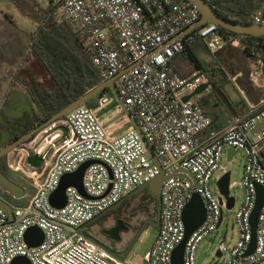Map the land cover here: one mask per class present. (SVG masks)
I'll return each instance as SVG.
<instances>
[{"label":"built area","instance_id":"1","mask_svg":"<svg viewBox=\"0 0 264 264\" xmlns=\"http://www.w3.org/2000/svg\"><path fill=\"white\" fill-rule=\"evenodd\" d=\"M46 2L54 22H67L79 31L102 81L116 77L113 83L129 116L121 115V106L107 91L96 98L93 107H77L4 156V167L27 181L33 193L25 205L12 207L9 213L0 209V264H11L16 256H25L30 264H137L89 238L82 225L147 184L160 169L177 167L189 171L193 179L167 176L163 180L156 233L141 264H171L172 252L185 236L183 210L194 193L203 203L204 218L185 242L182 263L198 264L202 240L218 229L227 209V199L217 185L226 172L221 154L227 148L240 151L243 157L238 183L243 198L232 216L238 239L230 247L220 241L217 251L224 256V264H264V203L257 218L254 250L245 255L251 239L256 185L264 188V127L251 132L264 119V100L247 104L245 114L232 118L222 132L208 131L203 137L201 133L211 120L201 109L198 94L186 101L183 97L202 84L207 86L199 94H207L208 80L199 69L183 77L171 67L173 57L194 38L202 40L211 53L225 46L238 47L241 39L222 34L208 23L185 34L200 18L189 0ZM250 18L264 25L261 12ZM260 38L250 54L247 76L253 86L263 88L264 37ZM131 120L138 131L132 125L118 133L112 130L120 121L126 125ZM141 137L159 167L147 154ZM29 154L41 160L38 166L26 162ZM85 162L92 163L83 173L84 194L68 186L64 205L53 207L49 196L60 178ZM220 170L222 175L214 177ZM213 178L216 192L210 189ZM4 192L0 186L1 200ZM234 204L233 197L232 207ZM32 226L43 234L34 247L24 241Z\"/></svg>","mask_w":264,"mask_h":264},{"label":"trees","instance_id":"2","mask_svg":"<svg viewBox=\"0 0 264 264\" xmlns=\"http://www.w3.org/2000/svg\"><path fill=\"white\" fill-rule=\"evenodd\" d=\"M6 1L15 6L22 16L38 26L37 30L30 34L27 52L32 56L31 67L36 74L41 75L42 82L33 79L31 74L28 75L30 78L28 84L17 74L14 76L15 82L17 81L23 87L27 99L31 102L32 116L19 119L9 125L12 128V133L3 142V146L37 127L102 81L96 69L91 65L90 54L83 46L79 31L71 30L72 28H69L70 24L67 22L59 24L54 22L48 4L43 8L39 7L41 10L39 12H30L29 9L35 10V8L27 0ZM207 1L221 16L235 21L252 22L250 16L258 11L264 17V10L260 9V3L257 1ZM220 32L231 34L221 29ZM238 37L241 39V44L238 47L249 56L255 48L256 42L261 39L252 36ZM192 42L186 43L184 49L173 57L171 67L183 77L188 76L196 69L203 71L209 85V92L201 94L202 97L199 98L200 106L204 111V103L208 99L219 97V94L224 95L222 88L227 83V77L220 55H218L221 49L210 60H200L194 52ZM107 91L108 89L90 99L86 106L93 107L96 98ZM3 159L4 157L0 158V169L5 175H8L9 171L4 167ZM151 204V214L156 215L157 199L154 196L145 202L147 211Z\"/></svg>","mask_w":264,"mask_h":264},{"label":"water","instance_id":"3","mask_svg":"<svg viewBox=\"0 0 264 264\" xmlns=\"http://www.w3.org/2000/svg\"><path fill=\"white\" fill-rule=\"evenodd\" d=\"M189 1L199 10L200 18L194 25H192L191 27L187 28L184 31L185 34L192 32L196 27H198L204 23H208V24H213V25L217 26L219 29L226 31L228 33L234 34L236 36L264 37V25H262V24H256L254 22L235 21V20H232L229 18H225V17L221 16L209 4V2L207 0H189ZM121 73H119V75ZM115 78H110V79L101 81L99 84H97L96 86H94L90 90L86 91L85 93L80 95L78 98H76L75 100H73L72 102L67 104L65 107L60 109L54 115H52L51 117H49L48 119H46L45 121L40 123L37 127H35L33 129L29 130L28 132L20 135L15 140H13L11 143L1 147L0 148V158L4 157L9 151H11L16 146L20 145L21 143L28 141L35 133L42 130L44 127L48 126L52 122L56 121L59 118H62L63 116H66L67 114L72 112L77 107L86 105V103L90 99L94 98L96 95L100 94L102 91H105L106 89H109L111 91V93L116 98L119 105L121 106L122 111H123V113L121 115L126 114L127 116H129V112H128L126 106L123 104V101L121 100L120 96L118 95L116 87L113 83ZM206 86H207V84L200 85L192 94L184 96L183 101H186L192 95L199 94ZM129 125H132L138 131V127H137L136 123L133 120H131L128 124L124 125V127L120 128L115 133L122 131L123 129H125ZM263 127H264V119L259 121L253 127L251 132L252 133L258 132ZM141 139L144 142V145L147 149V154L153 159L154 163L159 167L158 160L156 159L155 155L151 151L150 147L148 146V144L144 141V139L142 137H141ZM234 153H235V151L233 148H227L226 149V155H227L228 159H229V156L231 154H234ZM40 161L41 160L39 158H36L32 154H29L26 162L30 165L38 166ZM90 163H92V162H85L82 165H80L79 168L76 171H74L73 173L64 174L60 178V182H59L57 188L49 196V202L53 207L60 208L64 205V203H65L64 191H65V188L68 186H73L79 192L84 194V191L82 188V177H83V173H84L86 166ZM167 176H180V177H183L186 179H190V178L193 179L192 174L183 168L177 167V168H173L171 171H163L160 169L159 174L157 176H155L153 179H151L147 184H144V185L136 188L135 190L130 192L128 195L123 197L121 200H119L117 203H115L111 207L107 208L102 213L117 208L123 199L128 198V197L136 194L143 187L147 186L150 194L157 199L156 215H155V220L149 219L143 223V226L139 230L137 236L140 234L143 227L147 223L149 225L157 227L158 219H159V209H160L159 190H160V186H161L163 180ZM228 184H229V172H225L220 177V179L217 181V185H218L220 193L222 195H224L227 199V209H230L233 205V197L228 195V193H229ZM0 186L6 192L10 193L11 195H13L16 198L21 197L23 195V192H24L23 187L20 184L10 180L1 171V169H0ZM263 203H264V188L261 185H256V200H255L254 208H253L251 215H250L251 239H250L248 248L245 252V255L251 253L254 250V247H255V229H256V224H257V218H258V214H259L260 208H261ZM0 209L9 213L11 210V207L9 204H7L6 202H4L3 200L0 199ZM182 217H183V222H184L185 236H184V239L182 240V242L173 250L172 255H171V264H183L182 263V255H183V249H184L185 242L188 239V237L190 236V234L203 221L204 207H203V203H202L201 199L199 198V196L196 193H194L191 196L188 204L186 205V207L183 210ZM93 220H91L88 223H85L84 225H82V227L83 228L86 227ZM86 235L89 238L93 239L90 235H88V234H86ZM42 239H43L42 231H41V229H39L36 226H32V227L28 228L24 234V241L26 242V244L28 246H31V247L37 246L42 241ZM130 247L121 253H116V252H113L111 250L110 251L112 253L118 255V256H126ZM206 248H207V245H204L199 250L198 262H200L203 259L204 251ZM215 255L217 257L220 256L218 251H216ZM11 264H30V263L25 256H16L12 260Z\"/></svg>","mask_w":264,"mask_h":264},{"label":"rangeland","instance_id":"4","mask_svg":"<svg viewBox=\"0 0 264 264\" xmlns=\"http://www.w3.org/2000/svg\"><path fill=\"white\" fill-rule=\"evenodd\" d=\"M29 4H31L33 8L29 9L30 12L33 11H41L39 7L43 8L47 5L46 0H27ZM0 17L6 18L7 17V24L10 29L15 34L23 39V41L17 39L18 41L23 43V56L21 63L16 64L13 67H8L5 69V72L0 74V78L4 81H8L10 84L12 77L16 74L21 77L26 84L29 83L30 79L28 77L29 74L32 75L33 79H36L39 82H42V77L39 74H36L31 67L32 56L27 52L26 40H29L30 34L34 33L37 30L36 24L32 23V21L20 14L17 8L11 4H8L6 0H0ZM12 21V23L9 22ZM69 28L73 30L74 28L72 25H69ZM199 41L196 40L193 44H198ZM198 58L200 60H207L210 58L205 52L197 51ZM25 54V55H24ZM212 57V56H211ZM222 60V64L224 65L225 69L227 70L228 74H231L234 70L242 69L243 71L247 70V56L244 55L239 47L236 46H229L226 47L222 53L220 58ZM231 60L233 62L230 63ZM21 69V70H20ZM27 69V72L25 70ZM17 82V81H16ZM225 93L228 96H234V91L229 87H225ZM109 94L112 95L111 91L108 89ZM7 140L3 134L0 135V147L4 144L3 142ZM221 165L224 167V171L229 172V194L234 197L235 204L231 209L223 210V221L222 224L218 227V229L209 236H206L198 249L199 250L204 246L208 245V247L204 251V257L198 264H224V256L217 257V245L220 241L224 242L227 247H230L235 244L238 239V232L236 228L232 225V216L234 211L240 206L242 202V189L239 186V181L242 175V167H243V157L240 151H235L234 155L228 160L226 155V150H224L221 154ZM223 170L218 171L214 177H219L222 175ZM15 178V176L13 175ZM23 183V182H22ZM26 186V182L24 183ZM28 186V185H27ZM27 188V187H26ZM210 189L213 192H216V179L213 178L210 182ZM152 195L150 194L149 190H142L137 192L136 194L132 195V198L128 201H125L123 204L118 206L117 208L110 210L108 212L109 216H119V215H134L138 219L142 217H146L147 219L154 220L155 215H152L150 211L152 204L148 207L149 211H147L145 202L149 201V198ZM90 232L94 233L96 231L95 225H90L89 227L85 228ZM156 233V227L152 225H148L139 235L138 239L132 246L129 254L127 255V259L133 261L134 263L141 264L142 263V256L150 247V244L154 238Z\"/></svg>","mask_w":264,"mask_h":264},{"label":"crops","instance_id":"5","mask_svg":"<svg viewBox=\"0 0 264 264\" xmlns=\"http://www.w3.org/2000/svg\"><path fill=\"white\" fill-rule=\"evenodd\" d=\"M254 1L260 3V9L264 10V0H252V2ZM0 10H2L1 7ZM7 16L8 15H6V18L0 17V74L2 72H5L4 70L8 67H13L16 64L21 63L22 59L24 58L23 43L17 40L19 39L23 41V39L17 34L14 35V33L10 31L7 24ZM9 22L12 23V21L10 20ZM196 40H198L199 43L192 45L197 56V51H202L210 55V58L207 60H210L211 56L215 57V53H211L202 40L194 38L192 41L194 42ZM27 45L28 40H26V46ZM226 47L229 46L223 47L219 52L218 55H220V58ZM246 56L248 65L250 56ZM229 61L233 65V62L231 60ZM224 70L227 77V83L223 86L222 90L225 96L219 94V97L208 99V101L204 103V112L209 116L211 124L205 131L201 133V136L203 137L208 131H216L217 133L222 132L229 125L232 118L245 114L247 104H258L264 100V87H255L248 80V66L246 71L238 69L234 70L231 74L227 73L225 67ZM227 86H229L234 91L233 97L228 96L227 93H225L224 90ZM202 95L198 94V98H201ZM31 116L32 105L31 102L27 99L23 87L15 82L14 77H12L10 84L8 83V81H4L2 80V78H0V135L3 134L5 137H9V135L12 133V128L9 125L12 122ZM107 124L108 122H105V125ZM112 127V130L118 131L120 128L124 127V123L120 121L119 123H117V125ZM230 156H232V154ZM9 173L16 177V183L20 184L23 187L24 192L21 197L16 198L5 191L1 196L2 200L9 204L11 208L16 206H23L28 202L33 191L27 181H25L15 173ZM25 182L28 186L24 185Z\"/></svg>","mask_w":264,"mask_h":264},{"label":"flooded vegetation","instance_id":"6","mask_svg":"<svg viewBox=\"0 0 264 264\" xmlns=\"http://www.w3.org/2000/svg\"><path fill=\"white\" fill-rule=\"evenodd\" d=\"M6 176L10 180L17 182L16 177L14 178L11 173H8V175ZM142 190H148L147 186L143 187L140 191ZM131 198L132 196L123 199L120 202L119 206L125 201L130 200ZM108 212L109 211L100 214L86 226L87 228L90 225H95L96 231L94 233L90 232L87 229L86 232L94 240L104 244L109 250L116 253H121L131 246L126 254L128 255L141 232L149 225L148 223L145 224L142 231L137 236L139 230L143 226V223L149 219H147L146 217L138 219L136 216L128 214L109 216Z\"/></svg>","mask_w":264,"mask_h":264}]
</instances>
